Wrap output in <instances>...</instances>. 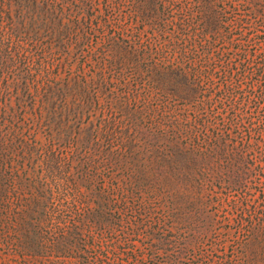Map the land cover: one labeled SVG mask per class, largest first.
<instances>
[{
	"label": "trees",
	"instance_id": "1",
	"mask_svg": "<svg viewBox=\"0 0 264 264\" xmlns=\"http://www.w3.org/2000/svg\"><path fill=\"white\" fill-rule=\"evenodd\" d=\"M41 33L56 37L63 66L97 34L96 65L130 72L110 93V117L96 125L93 150L79 151L55 106L54 132L70 131L77 148L41 147L36 114L26 135L28 100L39 98L38 113L49 116L52 94L67 97V89L77 92L70 103L80 136L87 120L93 125L90 114L84 118L96 100L93 80H35ZM162 93L166 99L152 108L150 96ZM120 128L131 131L130 143L106 147L103 138L123 142ZM148 132L164 144L154 162L164 175L152 183L161 214L133 208L153 147L132 141ZM39 150L43 178L31 161ZM107 169L125 174L119 180L110 172L105 187ZM216 203L236 215V225L203 249L213 231L204 221ZM141 232L144 253L119 251ZM42 258L264 264V0H0V264Z\"/></svg>",
	"mask_w": 264,
	"mask_h": 264
},
{
	"label": "rangeland",
	"instance_id": "2",
	"mask_svg": "<svg viewBox=\"0 0 264 264\" xmlns=\"http://www.w3.org/2000/svg\"><path fill=\"white\" fill-rule=\"evenodd\" d=\"M97 10H95V13ZM100 40L101 37L97 34H91L88 41L89 45L84 46L82 48L83 56H80V53H77L76 59H71L69 62H67L66 66H63V59H61V53L58 50L59 45L56 37L54 35H50L48 33H41L38 37L35 38L36 42H38L39 50L38 54L41 56V64L39 63L37 65L38 71L35 72L34 78L35 80L39 82L49 81L51 82L52 86L59 85L60 83L64 82H74L79 81L83 77L89 79L90 81L93 80L95 84L92 87V97L94 103L90 107L89 112H85L84 118H87V115H91V121H93V125H90V121L87 120V125L83 131H77V125H78V110L75 105H72L70 101L72 102V95L76 97V90L72 89L71 91L67 89L68 95L67 97L64 96V92H55L51 96V99L49 100V107H50V113L49 116L47 112H43L42 117L38 113V109L41 106V102L39 98L36 100H28V106L26 108V112H28L26 123L29 125H26L25 131L26 135L29 134L30 130L32 131L33 128L30 125L31 121L30 119L33 118V114H36L35 119L39 122L38 125V134H37V140L40 143V146H52L55 149L61 148L62 150H66L68 153L70 151H73L77 146L75 145L73 139L71 138L70 131H55L54 132V106L56 108V111L60 115V118L62 121H68V124L72 125L74 128V133L72 135L76 140H80L79 142V151L84 152L87 148H90L93 150L95 148V140L94 137L97 135L96 131V125L98 123H104V121L110 117L111 113L107 110L108 105L107 101L111 98V92L114 90H120L122 88V85H120V82L124 81V77L130 73L129 71H124L122 74L119 72H115L114 70H110L104 66H97L96 65V59L99 57V49L100 45L96 44L97 38ZM76 51L73 52L75 54ZM70 64V67L68 66ZM101 76V77H100ZM102 80L105 79V83H100L98 79ZM128 80H130L129 77H127ZM136 84L135 80L129 81V87L133 88ZM137 85V84H136ZM97 93V95H95ZM156 92L154 91V94ZM152 94L150 96V100H148L149 104L154 108L156 106V99H162L165 100V94L162 93V96L160 95H154ZM98 97V98H95ZM74 104V103H73ZM126 116L122 117L123 119ZM127 119V118H126ZM96 131V132H95ZM123 142L115 141V144H112L110 142V139L103 138V141L107 147L108 143L115 146H123L124 144H129L130 140L127 141V138L131 136V131H127L126 128L121 129ZM103 134V133H102ZM100 135V132H99ZM131 138V137H130ZM107 142V143H106ZM118 142V143H117ZM138 142L140 143H146V146L153 147V150H150V152L146 155V157H149V161L153 164L145 167L144 172H139L138 175L140 177H143L145 179L144 187L138 188L135 187L133 189V193L135 196V201L133 208L136 211L143 212L144 210L149 211L154 214H161L164 211L163 206H160L159 201L161 200V197L157 198V192L159 190L154 191V188L152 187V183L155 182V179L157 176H163L164 174H161L163 172V169L159 167L158 164H154L158 160V152L161 151L164 147L163 140L162 139H155L154 133L151 132L145 135V137L138 141L137 139L135 141H132V145H136ZM102 143V141H101ZM31 161H33L36 164V169L38 174L42 176V178L46 175L44 173V161L47 160L44 159V153L42 150H39L38 152L34 153V155L31 158ZM145 162V161H143ZM26 164H28V161H26ZM52 166L54 168V162L52 163ZM113 172L114 176H116V179H121V177L125 174L124 172H120L119 170L115 169H107L104 172L105 175V187H109L111 184V180L109 178V173ZM51 175L54 177V169L51 171ZM159 178V177H158ZM156 192V194L154 193ZM166 194V193H165ZM219 197V195L217 196ZM232 197V196H231ZM215 200V198H214ZM210 218L208 220L204 221V224L206 226L212 227V232L209 233V237L204 241L203 249H207L210 244V240L213 238L219 237L220 234H223L226 229L234 228L236 225V215L230 211L229 208L226 206H219L217 203L215 205H211L210 208ZM181 222V221H180ZM144 223V222H143ZM141 223V224H143ZM140 231V230H139ZM131 241L129 245L122 246L119 251H124L122 249L130 248L134 252L141 255L146 251L145 243L147 242L144 236L142 235V232L138 236H131ZM125 252H122V258L125 259L126 255ZM54 256V255H53ZM54 258V257H53ZM46 258L40 259V262L42 264L46 263ZM49 261V260H48ZM123 264H129L127 261H123ZM137 264H146L145 261L137 263Z\"/></svg>",
	"mask_w": 264,
	"mask_h": 264
}]
</instances>
